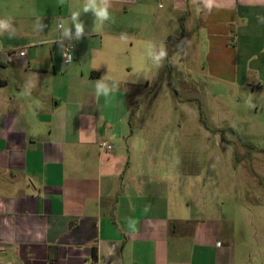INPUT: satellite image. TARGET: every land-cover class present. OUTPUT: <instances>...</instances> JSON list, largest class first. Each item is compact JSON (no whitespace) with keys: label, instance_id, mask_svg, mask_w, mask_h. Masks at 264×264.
I'll return each instance as SVG.
<instances>
[{"label":"crops","instance_id":"0c3cea01","mask_svg":"<svg viewBox=\"0 0 264 264\" xmlns=\"http://www.w3.org/2000/svg\"><path fill=\"white\" fill-rule=\"evenodd\" d=\"M166 1L205 26L222 25L230 13L235 80L226 82L264 93V0ZM154 4L0 0V53L9 60L0 66V264L250 261L217 209L202 220L185 212L181 186L158 172L173 151H147L155 180H143L144 150L118 152L112 144L128 114L127 87L151 88L125 81L133 69L127 60L150 59L159 42L187 39L188 28L175 20V31L160 38L156 19H144ZM66 45L74 46L70 63ZM143 65L140 73H153ZM250 149V158L264 155Z\"/></svg>","mask_w":264,"mask_h":264},{"label":"rangeland","instance_id":"374dc122","mask_svg":"<svg viewBox=\"0 0 264 264\" xmlns=\"http://www.w3.org/2000/svg\"><path fill=\"white\" fill-rule=\"evenodd\" d=\"M157 3L144 19H156L160 38L171 35V22L178 21L188 28L187 39L176 46L159 42L150 59L127 60L133 69L124 73L125 81L151 88L127 87L128 114L112 144L118 152L144 150L143 180H155L147 151H173L158 172L181 186L185 212L202 220L217 209L252 253L248 264H264V155H249L251 147L264 149V93L226 82L235 80V46L226 35L233 17L224 13L222 25L205 26L166 0ZM185 45L190 50L184 53ZM144 61L152 74L140 73ZM58 81L64 86V79ZM176 188L174 193L181 191Z\"/></svg>","mask_w":264,"mask_h":264},{"label":"built area","instance_id":"2783aa9c","mask_svg":"<svg viewBox=\"0 0 264 264\" xmlns=\"http://www.w3.org/2000/svg\"><path fill=\"white\" fill-rule=\"evenodd\" d=\"M74 51V46L73 45H66L65 48L63 49V61L65 63H70L72 61V52ZM20 56H23L24 53L20 52L19 54ZM101 147H103L104 149H106L107 151L111 150L112 147L110 144H108L107 141H102L101 142Z\"/></svg>","mask_w":264,"mask_h":264},{"label":"trees","instance_id":"16d2710c","mask_svg":"<svg viewBox=\"0 0 264 264\" xmlns=\"http://www.w3.org/2000/svg\"><path fill=\"white\" fill-rule=\"evenodd\" d=\"M8 59L6 58V56L4 54L0 53V66L4 67L8 64ZM5 81L4 80H0V86L4 85Z\"/></svg>","mask_w":264,"mask_h":264}]
</instances>
